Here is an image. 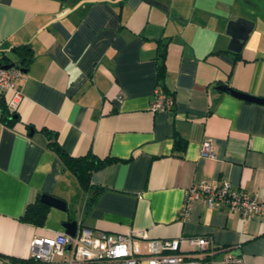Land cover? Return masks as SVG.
Masks as SVG:
<instances>
[{"label":"crops","instance_id":"crops-1","mask_svg":"<svg viewBox=\"0 0 264 264\" xmlns=\"http://www.w3.org/2000/svg\"><path fill=\"white\" fill-rule=\"evenodd\" d=\"M237 17L251 24L234 51L226 26ZM157 40H166L160 78ZM18 43L33 57L15 81L17 120H0V264L28 257L30 237L62 230L66 219L144 229L148 238L208 234L214 264H223L222 252L264 264V215L193 199L177 216L184 188L197 180L264 193V103L220 87L264 97V0H0L8 61ZM156 81L172 92L166 109H150ZM203 139L213 157L199 155ZM49 142L115 158L90 173L100 190L87 207ZM42 192L65 209L48 205L42 225L18 219Z\"/></svg>","mask_w":264,"mask_h":264},{"label":"built area","instance_id":"built-area-1","mask_svg":"<svg viewBox=\"0 0 264 264\" xmlns=\"http://www.w3.org/2000/svg\"><path fill=\"white\" fill-rule=\"evenodd\" d=\"M20 73L16 66L0 67V93L6 95L9 110H15L22 97L20 87L15 84ZM172 100V96L156 84L152 89L150 109H166ZM199 155L214 156L208 139L200 142ZM193 199L210 207L235 209L242 217L252 213L264 215V193L233 188L225 179L217 185L197 180L186 186L177 210L180 219L187 216ZM181 243L189 247L187 251L181 250ZM216 250L208 234L148 238L144 229L106 231L80 221H76L73 234L54 229L50 234H34L28 241V257L35 260V264H214L212 254ZM220 261L242 264L243 258L239 254L222 252Z\"/></svg>","mask_w":264,"mask_h":264},{"label":"trees","instance_id":"trees-1","mask_svg":"<svg viewBox=\"0 0 264 264\" xmlns=\"http://www.w3.org/2000/svg\"><path fill=\"white\" fill-rule=\"evenodd\" d=\"M165 44L166 40H157L156 44V75L158 78L163 76V57L165 53ZM12 51L15 54V59L13 60L16 63V67L26 68L28 63L33 57V52L28 43H18L12 47ZM9 58L6 54L0 50V63H8ZM12 61V60H11ZM157 85H160L164 93H168L172 96V92H166L163 84L159 81H156ZM155 84V85H156ZM14 115V117H11ZM17 115L15 110H9L6 105V95L0 93V120L7 125H12L13 122L17 120ZM50 147H52L59 159L62 162L64 168L69 170L76 178L78 185L85 194L84 204L89 205L100 188L97 185L90 183L89 175L90 173L98 169L110 161L114 160V157L103 156L98 157L87 151L83 154L71 155L65 150H63L55 142H49ZM184 142L180 141L178 138L174 139V145L178 148L183 146ZM40 193H37L33 200L27 202L23 208L22 213L18 216V219L34 224L42 225L46 217V213L49 209V206L39 200ZM12 264H35L36 261L31 257H11Z\"/></svg>","mask_w":264,"mask_h":264},{"label":"water","instance_id":"water-1","mask_svg":"<svg viewBox=\"0 0 264 264\" xmlns=\"http://www.w3.org/2000/svg\"><path fill=\"white\" fill-rule=\"evenodd\" d=\"M251 21L246 20L243 17H237L236 19L230 20L227 23L226 30L230 35L229 43L227 44V47L238 51L241 46V40L244 39L247 35V31L249 30ZM9 66H17L14 61H10L8 63H0V67L6 68ZM20 70L24 71L25 68L18 67ZM222 89H225L229 91L231 94L241 97L246 100L255 101L258 103H264V97L262 96H256L250 93L238 91L236 89H232L229 87H225L223 85H220ZM11 117H14V115H11ZM39 200L43 203L58 208V209H65V203L64 201L56 197L50 193L42 192L39 195ZM62 230L68 234H73L75 231L76 221L74 219H66L61 222Z\"/></svg>","mask_w":264,"mask_h":264},{"label":"rangeland","instance_id":"rangeland-1","mask_svg":"<svg viewBox=\"0 0 264 264\" xmlns=\"http://www.w3.org/2000/svg\"><path fill=\"white\" fill-rule=\"evenodd\" d=\"M72 212H73V210H72Z\"/></svg>","mask_w":264,"mask_h":264}]
</instances>
